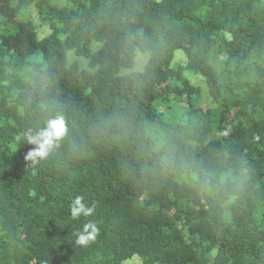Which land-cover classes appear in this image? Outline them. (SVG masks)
<instances>
[{
  "label": "trees",
  "instance_id": "16d2710c",
  "mask_svg": "<svg viewBox=\"0 0 264 264\" xmlns=\"http://www.w3.org/2000/svg\"><path fill=\"white\" fill-rule=\"evenodd\" d=\"M62 1L0 0V264H264V0Z\"/></svg>",
  "mask_w": 264,
  "mask_h": 264
},
{
  "label": "clouds",
  "instance_id": "9594fccd",
  "mask_svg": "<svg viewBox=\"0 0 264 264\" xmlns=\"http://www.w3.org/2000/svg\"><path fill=\"white\" fill-rule=\"evenodd\" d=\"M127 71L128 70L125 72ZM66 130L64 119L62 117H57L50 119L47 122L46 127L38 131L35 135H29V143L36 145V147L29 153L27 147L26 153L23 154L24 163L33 157H46L54 143L65 135ZM93 212L94 206H88L84 203L83 198L79 196H77L70 205V213L73 219H78L81 216H91ZM99 231V227L95 222H88L84 224L82 231L77 233L76 244L87 247L97 238Z\"/></svg>",
  "mask_w": 264,
  "mask_h": 264
},
{
  "label": "rangeland",
  "instance_id": "374dc122",
  "mask_svg": "<svg viewBox=\"0 0 264 264\" xmlns=\"http://www.w3.org/2000/svg\"><path fill=\"white\" fill-rule=\"evenodd\" d=\"M65 2L66 1L64 0L61 3L64 4ZM33 13H35V12H33ZM145 62H146V57L141 55V54H138L137 55V62H136L135 69H142ZM157 109H158L159 112L161 111L163 113L164 117H165V115H167V113H166V109H167L166 105H164L162 103H158L157 104ZM149 135L158 138V140L156 142L157 146L163 144L164 136H163V133L160 130L156 131V130L151 129V130H149ZM160 137H161V139H160ZM123 264H143V261H142V258L139 255H134L132 258H129V259L125 260L123 262ZM156 264H159V263H156Z\"/></svg>",
  "mask_w": 264,
  "mask_h": 264
}]
</instances>
